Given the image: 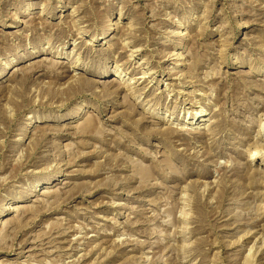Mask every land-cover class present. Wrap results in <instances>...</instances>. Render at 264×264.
I'll return each mask as SVG.
<instances>
[{
    "label": "rangeland",
    "instance_id": "obj_1",
    "mask_svg": "<svg viewBox=\"0 0 264 264\" xmlns=\"http://www.w3.org/2000/svg\"><path fill=\"white\" fill-rule=\"evenodd\" d=\"M0 34V264H264V0H0Z\"/></svg>",
    "mask_w": 264,
    "mask_h": 264
},
{
    "label": "bare ground",
    "instance_id": "obj_2",
    "mask_svg": "<svg viewBox=\"0 0 264 264\" xmlns=\"http://www.w3.org/2000/svg\"><path fill=\"white\" fill-rule=\"evenodd\" d=\"M35 18V17H34ZM39 18V17H38ZM40 19V18H39ZM34 20V19H33ZM41 20V19H40ZM37 20H35V22H36ZM39 21V20H38ZM33 23V22H32ZM37 23V22H36ZM39 23V22H38ZM37 23V24H38ZM41 23H43V22H41ZM34 24V23H33ZM7 26H12V24H6ZM107 29H110V28H107ZM201 34V33H200ZM1 35V34H0ZM101 36H99V38H100ZM181 37V36H180ZM182 38V37H181ZM233 65H236V62H233ZM151 70V69H150ZM150 70H148L147 72H143L144 74H143V77L145 78V77H149V76H151L152 74H154L155 73V71H150ZM106 74V71H102V73H100L98 76H104ZM21 77V76H20ZM51 82V81H50ZM89 83V82H88ZM22 84V83H21ZM122 87V86H121ZM124 87H125V85H124ZM75 88V87H74ZM1 91V90H0ZM49 91V90H48ZM53 92V91H52ZM39 100V99H38ZM29 117V116H28ZM190 119V118H189ZM204 116L203 115H199L198 117H196L195 118V120L194 119H190V121L188 122V124L190 125V126H194V125H197V126H199L201 123H202V121H204ZM187 121V120H186ZM264 126L262 125V127H261V131H260V133H259V138L261 139V141H262V144H254V145H249L250 146V149L248 150V152H247V154H246V165H248V168H249V170H250V167H251V164H252V162H253V160L255 159V158H258V157H260V158H262V157H264L263 156V154H261V153H264V144H263V142H264ZM38 143V142H37ZM36 144V143H35ZM36 146V145H35ZM31 148H33V147H31ZM28 152V151H27ZM259 152H260V154H259ZM252 169H253V167H252ZM251 169V170H252ZM255 171V170H254ZM47 180H42V182H46Z\"/></svg>",
    "mask_w": 264,
    "mask_h": 264
}]
</instances>
